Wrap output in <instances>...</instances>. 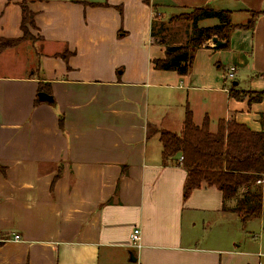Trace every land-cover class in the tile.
Here are the masks:
<instances>
[{"label": "crops", "instance_id": "obj_1", "mask_svg": "<svg viewBox=\"0 0 264 264\" xmlns=\"http://www.w3.org/2000/svg\"><path fill=\"white\" fill-rule=\"evenodd\" d=\"M205 6L231 11L229 45L208 41L188 75L156 69L165 46L154 21ZM31 8L40 43L0 51V264H264V232L235 238L240 218L223 209L215 186L185 198L187 171L164 162L159 134H150V124L174 123L167 116L182 121L187 104L212 131L223 118L263 129L264 100L230 96L224 69H234L238 89L264 92V0H37ZM210 20L218 23L199 25ZM21 21L19 3L0 0V38L21 37Z\"/></svg>", "mask_w": 264, "mask_h": 264}, {"label": "trees", "instance_id": "obj_2", "mask_svg": "<svg viewBox=\"0 0 264 264\" xmlns=\"http://www.w3.org/2000/svg\"><path fill=\"white\" fill-rule=\"evenodd\" d=\"M17 1L22 11L19 38H0V51L15 46L24 40H39L40 35H32L31 29H38L36 13L31 8L37 0ZM78 1V0H77ZM84 4L93 3L83 1ZM256 14L252 13L250 24L254 26ZM207 19H217L218 23L201 26L199 23ZM187 22V41L181 45L171 44L163 35L166 28L172 26L174 19L167 23L154 21L152 32L160 37L165 46V56L153 60L158 70L176 71L180 75H188L192 70L197 50L217 37L224 45L215 48H226L229 45L234 24L230 10H216L209 6L195 7L182 19ZM189 31V33H188ZM231 69H224V82L229 84V95L237 100L248 98L249 103L264 100V92L240 90L230 81ZM39 91L50 93L43 83ZM51 94V93H50ZM38 101V100H37ZM39 102V101H38ZM263 129L254 131L235 119H220L216 131L211 130V120L206 115L202 124L194 122L193 112L186 105L182 126L178 131L154 129L159 133L162 143V159L164 162L175 161L182 164L187 171V182L184 197L203 184L217 187L224 198V210L238 215L243 225L264 216V113L260 118ZM63 127V120L60 119ZM183 156V161L178 162ZM229 202H233L230 205Z\"/></svg>", "mask_w": 264, "mask_h": 264}, {"label": "rangeland", "instance_id": "obj_3", "mask_svg": "<svg viewBox=\"0 0 264 264\" xmlns=\"http://www.w3.org/2000/svg\"><path fill=\"white\" fill-rule=\"evenodd\" d=\"M188 11L182 10V11H179L178 13H176L175 15L163 16L162 18L159 19L158 22H164V23H167L169 20H171V18L174 19L173 24H172L174 26L168 27V25H166V28H169L170 30L168 31L166 29L164 34H163L165 36V33H167V37L165 36V39H167V41L169 43H171V44H173V42L185 43L187 41V33H185V29L187 28L188 23L184 22L182 19H184L187 16ZM215 22H216L215 20H210L205 25H210V24H213ZM175 32H177V33H175ZM188 33H189V31H188ZM34 34L36 36H38L36 34V31H33L32 35H34ZM175 34H177V36H175ZM163 35L159 36V40H160V37H163ZM35 40L38 41L37 39H35ZM38 43H40V41H38ZM5 49H2V50L4 51ZM192 108H194L193 104L191 106V109ZM167 117H168V119L165 120V123L167 121H171L174 123H172L168 127H165V128L163 127V128L178 131L182 126V121H175L172 118L169 120L170 117L169 116H167ZM154 129H159V128L154 127L152 124H150V134L155 133ZM240 226H241L240 230L238 229V231L236 232V234L234 236L235 238H238L239 240H241V239L245 238L247 235H249L251 238H252V236H255L258 240L260 238L261 234L264 232V216H262L261 218L253 219V220L247 222L245 225H243L241 220H240ZM238 239H236L234 241V243H239Z\"/></svg>", "mask_w": 264, "mask_h": 264}, {"label": "built area", "instance_id": "obj_4", "mask_svg": "<svg viewBox=\"0 0 264 264\" xmlns=\"http://www.w3.org/2000/svg\"><path fill=\"white\" fill-rule=\"evenodd\" d=\"M234 69H231L230 72V77L233 76L234 74ZM183 161V156L180 157V162ZM16 240L20 239V235H15L14 237ZM131 242H132V246L136 249H140L142 247V242H141V237H140V230L139 229H135L134 232L131 235Z\"/></svg>", "mask_w": 264, "mask_h": 264}, {"label": "water", "instance_id": "obj_5", "mask_svg": "<svg viewBox=\"0 0 264 264\" xmlns=\"http://www.w3.org/2000/svg\"><path fill=\"white\" fill-rule=\"evenodd\" d=\"M212 40L214 43H216L218 47L224 45V41L219 40L217 37L213 38ZM235 85H236V82H235ZM38 100L47 101L48 103L54 104L53 96L47 94L46 92H40L38 94ZM131 259L136 260V258L133 256V253H131Z\"/></svg>", "mask_w": 264, "mask_h": 264}]
</instances>
